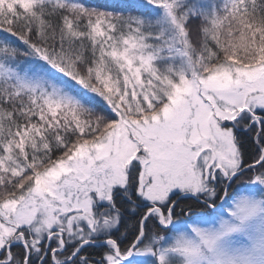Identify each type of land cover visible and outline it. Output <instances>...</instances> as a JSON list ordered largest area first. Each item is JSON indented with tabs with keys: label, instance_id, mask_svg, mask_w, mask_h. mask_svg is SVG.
<instances>
[{
	"label": "snow or ice",
	"instance_id": "snow-or-ice-1",
	"mask_svg": "<svg viewBox=\"0 0 264 264\" xmlns=\"http://www.w3.org/2000/svg\"><path fill=\"white\" fill-rule=\"evenodd\" d=\"M0 264H264V0H0Z\"/></svg>",
	"mask_w": 264,
	"mask_h": 264
}]
</instances>
